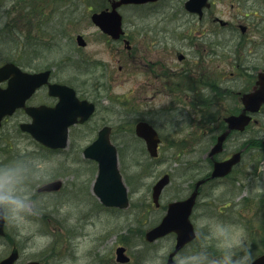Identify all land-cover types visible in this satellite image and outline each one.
I'll use <instances>...</instances> for the list:
<instances>
[{
    "label": "flooded vegetation",
    "instance_id": "obj_1",
    "mask_svg": "<svg viewBox=\"0 0 264 264\" xmlns=\"http://www.w3.org/2000/svg\"><path fill=\"white\" fill-rule=\"evenodd\" d=\"M82 7L80 6L79 9L81 10ZM145 10L143 9L142 11ZM154 10L153 19L157 18L156 14H158V11ZM205 18L206 16L197 23L182 24V26L186 27L183 33L178 30L180 24L179 26L177 24L174 28L173 23H168L162 20L164 19L162 18L158 19L155 23H146L141 27L138 24H133L132 29L128 30L125 28L126 25H124V35L117 41L112 40L109 36H105L110 44L124 45L125 62L121 63L119 61L118 63L121 64L119 65V71L124 69L123 71L127 75V80L132 84L129 90L130 96H133V94L140 96L141 101H145L147 104H151L152 101H158L159 97L162 96L168 101L166 104L153 108L156 111L149 113V116L142 117L144 119L140 118L138 120V118H135L132 124L131 120L127 118L126 122L129 125V129H126V133L122 136L134 139L135 142L140 141L134 129L136 124L142 120L149 122L156 128L161 143L164 141L179 142L178 145L181 143L188 144L192 148L198 147L200 143H207L208 147L206 150L204 149L206 151L204 154L205 162H201L200 164L191 162L189 168L186 169L190 173L186 172V170L183 172L187 175L185 177L187 184H184L186 188L177 190V197L165 199L167 187L161 197L160 204L155 206L153 201L149 200L148 204H146V212L150 213L153 209L160 212L159 219H156V221L158 220V224H160L166 217L170 204L172 202L187 200L193 195L197 189V185L201 183L198 188L197 201L190 217L196 230V238L189 245L178 251L174 255L173 260L177 264H182L181 262L185 259L184 257L199 256L203 261L209 260V264H215V262L221 261L222 258H230L232 264H246L247 258L250 255L251 264L264 256V197L259 194L256 199L244 198L236 200L233 199L234 197H228L217 200L224 205L226 212L234 211L233 213L237 214L240 212L238 215L235 214V217L228 216L223 218V212L222 215L210 214L209 209L215 205L213 203L216 200L213 203L212 199L202 200L203 192L201 190L205 186L210 188L231 186L230 188L234 187L233 189L236 188L238 190L236 185L240 181H244L245 168L243 165H245L248 149L251 152L255 151L258 153L252 154L254 161L258 160L257 171L253 173V176L257 179L254 186L258 185L257 182L260 184L261 180L264 179V176L259 173L262 169L261 164H264V104L260 106L258 111L246 113L251 118L250 124L244 131L232 130L224 143L223 150L214 157H211V152L219 137L228 130L226 119L230 116L244 113L246 110V95L256 92L261 88L260 75L264 74V54H260V52L264 50V36L261 39L260 36L263 34L260 35L258 32L259 39L258 41H254L247 35L251 28L248 25L238 24V22L233 21L221 22L213 14L211 22L205 23ZM78 36H82V41L85 42V45H81L76 39L77 46L81 49L86 48L88 45L86 39L81 34ZM181 47L185 50H182ZM85 62L86 60H83V63ZM60 65L59 63H55L50 68L38 70L50 71L49 81L47 85L39 88L31 96L26 102V107H56L60 101V97L51 94L50 90V84H56L67 86L75 92L76 97L80 101L87 100L93 102L98 109L97 101H95L94 97L99 98L100 93L108 92L110 90L109 86L106 83H101L100 76L95 78L93 87L82 86L84 84H80L82 81L81 75L77 78V84L60 82L56 79V75L61 73ZM86 66L84 73L90 75L94 64L89 61ZM139 68H141L140 82L137 83ZM93 75H95V71H93ZM182 100L183 104L180 107L179 104ZM128 102L132 103L131 99H128ZM133 107L135 108V105ZM95 115L88 122L73 125L70 128L68 146L66 147V150L70 147L67 161L75 158L76 160L73 163L78 165V167H66L65 169L68 171L61 176L64 187L69 185L70 191L64 193L63 187L61 191L56 193L37 192L39 187L50 181L40 184L35 190V194L42 197L63 196V194L65 196L62 200L64 202L62 207L59 206L53 211L52 206L46 205V210L39 212V215L42 217L41 224L43 226L39 234L46 239L45 245L39 250L25 252L24 248L15 244L9 254L0 259V261L7 258L15 249L18 255L14 264H138V257L135 260L133 259L134 256L132 257L130 253L126 244L127 241H124V243L118 242V245L113 246L115 249L113 248L110 250L111 252L106 251L102 254L99 248L103 247L95 240L96 231L94 230L97 229L99 223L97 219L102 211L112 214L115 219L122 217L123 214L132 212L131 207L125 210L102 207L99 200L94 198L92 193L91 195L88 194V189L86 190L88 184L84 180L80 181V178H78L79 171L85 169V167H81L79 164H84L87 160L83 156L81 159L78 156L80 144L78 140L72 141V132L75 129L83 130L93 122ZM156 120L164 122L161 124L162 128L156 124ZM9 122H11V129L17 130V135L7 139L8 134H6L3 138L5 144L9 143L10 146H13V143L19 136L31 138L29 133L23 132L21 129L22 125L33 122L32 117L28 115L25 108L18 109L12 116L6 117L3 121L2 130L6 129L4 126ZM107 126L111 127V140L114 142L117 139V133L113 126ZM102 127L98 125L91 131H95L97 137ZM123 128H126V125ZM2 132L4 135L5 131ZM33 141L37 143L34 139ZM37 144L47 152H62V150H52L43 147L39 143ZM83 151L84 148L81 150V153ZM237 153H241L240 162L233 168L232 172L227 176L213 179L211 176L215 163L226 162ZM3 155H5V151L2 150L0 151V168L7 166L6 158ZM9 155L16 156V154H7V156ZM96 174L97 171L93 169L92 175L94 178L89 192H91ZM70 176L74 179L72 183H68L67 180L64 181V178L67 179ZM33 179L34 176L31 177V186L35 188L36 186L33 185L35 181ZM78 184H83L85 187V199H77V197L84 195L83 193L74 192ZM25 185H27L26 187L30 185L27 179L25 180ZM240 186L242 189L249 191L252 184L248 183L246 186ZM200 200L205 201L203 207ZM76 202L85 207L84 210L86 212L79 218L76 217L77 222L75 225L80 227L81 234L74 239V236H72L73 229L70 228L71 225L69 224L70 218L66 216L62 221L57 219L55 215L59 214L58 209L63 211L65 204L70 206L71 203ZM31 203L34 204L33 198L31 199ZM201 207L205 210V213H208V218L210 219L221 218L223 222H229L231 226H236L237 224L242 229L244 235V240L241 244L222 252L217 249V244L208 243L207 239L211 237L210 232L200 234L197 226V212ZM34 210L36 211L35 206ZM123 231L125 232V237L123 238H129L132 235V232L131 235H127L131 231L129 223L125 225ZM147 231L148 229L144 230L142 237L141 264L152 262V259H154L153 254L151 255L150 251L147 252V250H150L148 248L150 247L149 245L155 244H159L160 251L167 248L166 252H160L157 255V264H168L170 256L175 252L177 235L169 233L156 243L149 244L145 241ZM114 232L115 227L113 226L110 234ZM34 236H38L37 233ZM4 239V237H0V242H3ZM82 239L92 240V244L87 254L80 255L78 254L76 241ZM131 245L134 247L137 244ZM120 247L125 248V255L130 258L128 263L117 261V251ZM186 250H189L188 255L185 254ZM220 252L223 254H220Z\"/></svg>",
    "mask_w": 264,
    "mask_h": 264
},
{
    "label": "rangeland",
    "instance_id": "obj_2",
    "mask_svg": "<svg viewBox=\"0 0 264 264\" xmlns=\"http://www.w3.org/2000/svg\"><path fill=\"white\" fill-rule=\"evenodd\" d=\"M184 1L186 0H164L162 3L158 4V7L155 8L154 11H158V14H156L157 18L154 19L152 17L154 9L153 5L145 7L126 6L120 9V13L126 21L125 28L127 30L132 29L133 24H138L139 27H141L146 23H155L158 19L168 16L167 22L173 23L174 28L177 24L178 26L180 24L178 30L183 33L185 32L186 27L184 25L182 26V24L197 23L200 21L197 17H194L183 10L182 5L184 4ZM213 1L214 5L206 15L204 20L205 23L212 21L211 19L213 14L215 17L221 18L226 22L233 21L238 22V24L241 23L246 26L248 25L251 28L247 35L254 41H258L259 34H263L260 36L261 39L263 38L264 0ZM29 3H31L32 6H35L37 2H35V0H0V29L7 23L14 26L12 27L14 32H12L13 35H11L13 37H10L9 41L6 43H2V56H13L22 62H25L22 60L23 54L21 52L25 47L30 46V56H32L31 59L35 61L36 58H40V61H37L36 63L34 62L35 66L44 68L48 65L54 64L55 62L61 64V73L56 75V79L58 81L69 84H77V78L81 75L80 77L82 81L80 84L83 83L84 85L82 86L93 87L95 78L100 76L101 83H106L109 86L110 90L108 92L100 93V96L98 95L99 98L94 97L95 101H97L98 111L93 122L86 126L83 130H73L72 141L78 140L80 144V153H78V156L81 159V150L89 145L96 137V132L91 131L93 128L98 125L99 127H102L107 124L113 126L115 129L117 139H115L114 143L118 147L119 151L120 168L123 171V176L130 177L132 180V186L129 187V191L131 193L133 211L123 214L122 217H118L116 219L112 214L102 211L101 215L97 219L99 222L97 229L94 230L96 231L95 240L101 247H103H98L102 254L106 251L111 252L110 250L114 248V245H118V242L121 241V243H124V241H127L126 244L130 253L132 257L134 256L133 259L135 260V258L138 257L137 262L138 264H141L143 232L148 229L150 225L158 222L156 219H159L160 215V212L155 211L154 209L150 213L146 212V204H148V201L151 200L152 186L160 176L168 173L171 175V184L167 188L164 198L166 199L169 197V199H173L174 197H177V190L186 188V185L184 184H187V180L185 178L187 175L183 172L189 168L191 162H197L198 164L205 162L204 154L206 151H204V149H207L208 144L200 143L198 147L192 148L188 146L187 148H184L182 145L183 143L178 145L179 142L164 141L162 142L159 151V159L156 161L151 159L147 154L144 143H136L134 139L126 138L122 135L126 133V129H129V125L126 122L127 118L131 120L130 122L132 124L134 123L135 118H138L139 120L146 115L149 116V113L156 111V109L153 110V108L166 104L168 102L167 99L162 96L159 97L158 101H152L151 104H147V102L141 101L140 96H135V94L130 96L129 90L132 87V84L127 80V75L125 71H123L124 69L119 71V65L121 64L118 63L119 61L121 63H123V61L125 62L124 45L108 43L107 39L102 35L98 28L92 24L91 10L89 8L82 7L81 12L77 14L78 16H74L70 19L72 24L66 25L65 29H62L58 26L61 18L57 16H55V19L52 21H46L47 19H43V23H37L34 19L28 20L30 15H28V11L22 9V6ZM42 5L43 4L41 3L40 5L35 6V13L32 12V14L38 15L36 11L39 10ZM142 9L147 10L142 11ZM63 32L66 33L67 36L61 42L60 38ZM79 34L83 35L87 41L88 45L84 49L77 46L76 37ZM38 35H42L44 37H37ZM181 48L182 50H185L183 47ZM260 54H264V50H262ZM83 60H86V62L83 63ZM89 61L94 64V67L92 66V73L87 75V73L84 72L86 71V64H88ZM23 68L27 71H31L30 68ZM93 71H95V75H93ZM140 73L141 68H139L137 72V83L140 82ZM128 99H131L132 103H129ZM183 100L179 104L180 107L183 104ZM133 104L135 105V108L133 107ZM162 123L164 122L156 120V124L160 128H162ZM10 125L11 122L7 123V125L4 126L6 129H3V131L8 134L6 137L7 139L12 137L14 133L13 129H11L12 126ZM124 125H126V128H123ZM2 147L5 148L2 149ZM2 150L5 151V155H3V157L6 158L7 166L19 165L26 169V179L30 182L29 186L32 184L31 177L34 176L33 180L35 181V184L33 185L36 186L35 189L31 187L29 190L27 189L29 193L33 191L32 194L35 193L36 188H38L40 184L54 179H61V176L66 174L68 171L65 169L66 167H78V165L73 163L75 162L74 160H76L75 158L67 161L70 147L59 153H51L47 152L35 143L33 139L26 136H19L13 143V146H10L9 143L5 144L2 140L0 142V151ZM7 154H16V156H7ZM252 154L258 153L255 151L251 152L250 149H248L245 165H243L245 168L243 177L244 181H240L236 185L238 190L236 188L233 189L234 187L230 188L231 186H217L215 188L205 186L202 188V200L212 199V203L216 200L213 203L215 205L209 209L211 215H222L224 213V218L228 216L235 217V214H237L233 213L234 211L226 212L224 205L217 200L228 197H234L233 199L236 200L244 198L256 199L259 194L264 197V179L261 180L260 184L257 182L258 185L254 186L257 179L253 176V173L257 171L258 160L254 161ZM147 163L151 165L148 168L145 166ZM79 166L85 167V169L79 171L78 178H80V181L84 180L88 184L86 190L88 189V194H90L89 190L94 178L92 175L93 168L91 165H88V163L79 164ZM261 167L262 169L259 173L264 176V164H261ZM31 169L33 170L32 173ZM186 172H188V170H186ZM29 176L30 178H28ZM66 180L68 183H72L74 179L70 176L67 179L64 178V181ZM248 183L252 184L249 191L241 188L240 185L246 186ZM69 189L70 186L66 185L64 187V193L70 191ZM74 192L84 194L77 197V199L86 198L85 187L83 184H78V187L74 190ZM64 198V194L63 196L53 195L46 197L35 194L33 196L34 204H32V214L21 224L12 223L6 225L9 237L8 240L0 242V259L7 256L15 244L24 248L25 252L39 250L42 248L45 245L46 239L39 234V232L43 229L41 224L42 217L39 215V212L46 210V205L52 206L53 211L59 206L62 207L64 203L62 200ZM203 203H205V201L201 202L202 207ZM34 206L36 211L34 210ZM202 207L197 212V226L200 234L210 232L211 237L207 239L208 243L217 244V249L222 252L226 249L230 250L241 244L244 240V235L242 229L237 226V224L236 226H231L229 222H223L221 218L210 219L208 218V213H205V210H203ZM84 209L85 207L79 205L78 202L71 203L70 206L65 204L63 211L58 209L59 214L57 213L55 215L57 219L62 221L66 216L70 218L69 224L71 225L70 228L73 229L72 236H74V239L81 234L80 227L75 224L77 222L76 217L79 218L86 212ZM238 214H240V212ZM127 223L130 224L131 229L127 235H131V232L132 235L129 236V238H123L125 237V232L123 230ZM113 226L115 227V232L110 234ZM36 233L38 236H34ZM76 243L78 245V254L82 255L89 252L92 240L88 241L82 239L77 240ZM131 244L137 245L132 247ZM159 248V244H155L150 247V250H147V252H153L154 258L152 259V262H149V264H157V255L160 252L164 253L167 251V248L161 251ZM188 252L189 250H186L185 254L188 255ZM222 252H220V254H223ZM181 263L187 264L186 259H183ZM204 264H209V260H204Z\"/></svg>",
    "mask_w": 264,
    "mask_h": 264
},
{
    "label": "water",
    "instance_id": "obj_3",
    "mask_svg": "<svg viewBox=\"0 0 264 264\" xmlns=\"http://www.w3.org/2000/svg\"><path fill=\"white\" fill-rule=\"evenodd\" d=\"M159 0H118L112 3V9L97 12L91 19L104 33L110 35L113 39H119L123 33L122 16L118 12L119 7L127 4H145ZM210 0H188L185 3V9L192 14L199 15L202 18L204 9H210ZM81 45H85L82 37H78ZM50 71L28 73L23 71L14 63H7L0 67V129L2 121L6 116H11L17 109L26 108V112L32 117L31 124L21 126L23 131L32 135V137L42 145L59 149L66 148L68 145L69 128L77 123H84L89 120L95 111L93 103L80 101L75 92L62 85H51V94L60 97L59 103L54 108L46 106L26 107V102L40 87L47 85ZM7 83L5 88L2 84ZM261 88L255 93L250 94L245 99L246 110L250 112L258 111L260 105L264 103V74L260 75ZM229 130L221 135L217 144L211 152V157L223 149L231 130H244L250 122V117L244 112L236 117L227 119ZM136 132L146 143L147 151L152 158L158 157V148L160 138L157 131L147 122H140L136 126ZM111 128L104 127L99 131L97 139L84 150V156L94 160L98 164V175L93 186L94 194L107 207H117L126 209L129 206V190L123 180L119 169V159L117 147L110 138ZM241 154L237 153L232 159L226 162L215 164V170L212 178L228 175L234 165L239 163ZM170 175L163 176L153 187V201L159 205L160 196L165 187L170 183ZM191 197L185 201L173 202L170 204L168 213L162 223L154 227L146 234L148 242H154L159 238L169 234L176 233L177 246L175 252L170 256L168 264H177L173 257L186 244L195 238L194 227L190 222V215L196 204L198 188ZM62 187L61 180L43 185L39 191L52 192L59 191ZM0 235H5V224L0 223ZM118 262L127 263L130 259L125 256V248H118ZM17 259V252L14 251L9 257L2 260L0 264H14ZM36 264V263H28ZM253 264H264V256L256 260Z\"/></svg>",
    "mask_w": 264,
    "mask_h": 264
},
{
    "label": "trees",
    "instance_id": "obj_4",
    "mask_svg": "<svg viewBox=\"0 0 264 264\" xmlns=\"http://www.w3.org/2000/svg\"><path fill=\"white\" fill-rule=\"evenodd\" d=\"M110 1L112 0H35V2H37L35 6L40 5L41 3L43 4L41 8L36 11L38 15L32 14V12L35 13V9H34L35 6H32L31 3L24 4L22 6V9L25 11H28V15H30L28 20L34 19L36 20L37 23H43V19H47L46 21H52L55 19V16H57L61 18L58 26L62 29L63 28L65 29L66 25L72 24L70 19L73 18L74 16H78L77 14H78V10L80 6H83V8L89 7V8H93L94 10H102L104 8L109 7ZM50 16H51V19H50ZM12 27L14 26L7 23L5 26H3V28L0 29V65L5 62L12 61L20 66L27 67V68L37 70V71L43 70L44 68H50L51 66L55 65L56 62L44 68H41L40 66H35L34 62L36 63L37 61H40V58H36L35 61L31 59L32 56H30L31 55L30 46L25 47L21 52L23 54L22 60L25 62H22L21 60L13 56H5V55L2 56L3 55L1 51L2 43H6L7 41H9L10 37H13L11 36L13 35L12 32H14L13 31L14 29ZM16 33H17V30H16ZM65 35L67 34L63 32L61 35V38L66 37ZM37 37L43 38L44 36L38 35ZM53 39L56 40L55 38ZM12 51H13V48H12ZM188 146H189L188 144H183L184 148H187ZM126 181L128 185L132 186V180L130 177H127ZM131 190L133 191L132 188Z\"/></svg>",
    "mask_w": 264,
    "mask_h": 264
},
{
    "label": "clouds",
    "instance_id": "obj_5",
    "mask_svg": "<svg viewBox=\"0 0 264 264\" xmlns=\"http://www.w3.org/2000/svg\"><path fill=\"white\" fill-rule=\"evenodd\" d=\"M26 169L19 165L0 168V223L21 224L32 214L31 196L25 187ZM187 264H204L199 256L185 258ZM215 264H232L222 258ZM246 264H250V255Z\"/></svg>",
    "mask_w": 264,
    "mask_h": 264
}]
</instances>
